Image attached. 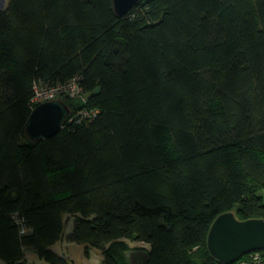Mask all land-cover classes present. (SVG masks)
Wrapping results in <instances>:
<instances>
[{"label":"trees","instance_id":"1","mask_svg":"<svg viewBox=\"0 0 264 264\" xmlns=\"http://www.w3.org/2000/svg\"><path fill=\"white\" fill-rule=\"evenodd\" d=\"M74 75L85 101L62 98L70 115L96 116L21 141L32 84ZM224 211L264 218V0H141L124 16L111 0H6L3 264L28 250L71 264L50 249L68 214L66 239L103 264H130L124 239L144 243L145 264H222L206 237Z\"/></svg>","mask_w":264,"mask_h":264},{"label":"water","instance_id":"2","mask_svg":"<svg viewBox=\"0 0 264 264\" xmlns=\"http://www.w3.org/2000/svg\"><path fill=\"white\" fill-rule=\"evenodd\" d=\"M141 0H111L113 11L124 16ZM70 113L69 105L62 98L37 104L24 123V135L32 142L48 138L63 127ZM209 254L222 264L236 261L242 254L264 249V218L239 219L233 211H224L212 220L206 237ZM130 264H145L148 252L142 249L127 251Z\"/></svg>","mask_w":264,"mask_h":264},{"label":"built area","instance_id":"3","mask_svg":"<svg viewBox=\"0 0 264 264\" xmlns=\"http://www.w3.org/2000/svg\"><path fill=\"white\" fill-rule=\"evenodd\" d=\"M81 80V75H74L65 81H59L52 84H44L40 81L34 82L32 84L31 94L27 101L30 111L40 102L55 98L67 97L84 102L85 97ZM97 112L98 110L95 108L80 107L72 115L69 113L65 121L67 123L87 122L93 119ZM247 254L248 255L245 258L234 261L236 262L235 264H254L259 263L262 259L261 255L257 251H251Z\"/></svg>","mask_w":264,"mask_h":264},{"label":"rangeland","instance_id":"4","mask_svg":"<svg viewBox=\"0 0 264 264\" xmlns=\"http://www.w3.org/2000/svg\"><path fill=\"white\" fill-rule=\"evenodd\" d=\"M6 0H0V8L5 6ZM80 100H77L75 104L80 103ZM73 104V105H75ZM21 141H29V139L24 135L21 138ZM68 220L64 224L63 236L55 244L50 246V249L55 253L64 256L71 264H103L104 254L102 249L92 247L83 243H77L68 241L66 239V234L69 233L73 227V216L69 215ZM67 214L64 215L66 219ZM127 241V245L131 249H138L137 247L143 246V242L139 241ZM251 252V251H250ZM259 253V251H257ZM260 254V253H259ZM0 264H3V261L0 260ZM25 264H49L43 259H40L33 251H26L25 253Z\"/></svg>","mask_w":264,"mask_h":264}]
</instances>
